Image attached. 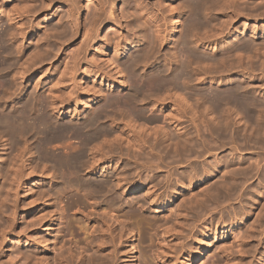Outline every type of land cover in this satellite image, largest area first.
Here are the masks:
<instances>
[{
	"label": "bare ground",
	"instance_id": "obj_1",
	"mask_svg": "<svg viewBox=\"0 0 264 264\" xmlns=\"http://www.w3.org/2000/svg\"><path fill=\"white\" fill-rule=\"evenodd\" d=\"M82 1L0 0V85H3L0 87H16L11 95L7 93L8 97L5 93L0 94V223L3 224L0 225V247L4 249L6 244L8 247L12 244L9 234L20 226L19 219L15 218L20 183L27 172L29 179L35 177V180L39 173L43 184L38 196L29 199L26 206H37L45 196L52 195L59 208H49L46 212L42 208L35 218L22 225L26 226L15 238L18 244L26 245V251L14 249V260L22 258L21 264H31L33 259L36 260L34 264H118L120 257L122 264H134L135 258L138 260L139 257L143 263H148V252L142 251L137 244L131 246L127 225L122 224L120 229L117 226L118 211L131 209L134 205L145 211L150 208L157 229L164 226L161 229L163 235L155 229V239L152 238L155 235L150 237L152 241L157 238L158 249L152 258L156 259V264H253L259 254H251L252 246L255 249V246L264 245V237H261L264 234V228H261L264 224V156L258 155L257 151H264V92L257 90L264 82L256 79V75L248 78L245 73L243 78L247 82H237L238 78H231L229 74L222 80L216 77V81L214 74L222 68L220 71L233 73L251 69L250 73L259 71L264 75V53H259L264 51V27L254 25L257 29L252 36L256 41L245 40L242 34L244 38H236L237 42L232 45H211V42L222 38L220 35L226 32L222 31L225 19L230 21L229 25L241 15L245 19L254 16L253 20L264 21V0H256L255 4L251 0L254 6L253 10H250L251 4L247 7L250 11L242 12L241 4L239 9L235 8L239 10L234 13L236 17L233 14L229 19L223 17L222 22L219 19L224 24L221 26L217 22L215 25L221 28L217 25L215 29L213 25L216 32L208 26L213 33L206 29L209 22L213 24L216 20L212 14V0H157L154 16L147 14L148 6L145 5L139 6L138 12L129 7L130 3H125V7H121L124 10L119 12L117 0H93L94 9L90 3L86 6L89 11L93 10L88 22L85 21L87 24L82 23ZM215 1L217 5H225L217 11H235L236 0ZM247 25H242L244 30ZM105 27H109V31L101 36ZM217 29L222 32L217 33ZM124 30H127L126 34L128 30L134 31L131 34L135 37L130 39ZM80 36L82 39L76 43ZM98 39L100 47L96 48ZM72 43L74 47L68 48ZM67 52H71L70 55ZM252 52L263 56L257 57L262 60L258 59L261 67L256 62L260 67L258 71L253 64L256 59L252 61ZM233 54L237 63L231 60ZM66 55L70 58L61 59ZM97 55L101 57L97 59ZM243 58L246 63L249 60L247 65L241 63ZM54 59H61L57 69L55 67V79L42 85V80L35 75L38 80L27 84H35L39 91L33 92L22 85L21 92L24 90L25 93L20 96L22 98L18 97L16 93L21 84ZM15 63L18 67L11 75L9 72L15 69ZM79 80L84 81V86L81 85L83 82L78 85ZM212 84H218L220 88H214ZM82 92L87 99L84 103L79 98ZM73 100L75 106L85 104L84 112L75 108L72 113ZM151 102L154 111L159 112L146 116L147 109L143 106ZM68 114L70 120L63 121V116ZM135 118L138 122L146 118L151 127L147 122L149 127L142 125V121L136 122ZM198 121L204 126L201 127ZM243 124L251 129L247 130ZM245 129L250 132H244ZM52 138H66V143H62L66 150H53L49 145ZM76 140H80V144H75ZM229 141L239 144L229 146ZM225 148L230 150V156L220 155ZM33 149L36 158L32 153L27 154ZM251 149L255 153L253 159L246 152ZM143 150L148 153L144 151L143 154ZM141 153L147 160L140 156ZM212 153L216 156L210 162ZM150 154H157L161 162L169 155L167 160L171 161L166 164L179 160L181 162L174 163L176 166L181 163L179 167L186 156V163L190 160L187 163L189 169L181 168L183 171L175 172L174 185L173 171L169 170L166 178L160 177V171L164 172L163 164L155 159L150 161ZM140 160L143 161L139 165L142 169L136 165L135 170L132 163L139 164ZM34 162L36 166H33ZM113 162L115 167L111 166ZM146 162L153 163L151 168L154 167L152 170L156 172L152 176L150 172L145 177L149 166ZM47 163L55 170L51 176L52 166L47 168ZM39 164L47 166L40 171ZM121 164L123 167L120 168ZM143 169L147 171L144 176ZM87 173L100 175V178H91ZM6 184V189L9 187V195L5 192L7 197L2 195ZM98 196H105L106 200H100ZM234 200L246 205L249 200L253 206L249 209L245 205L238 209L228 207V210L222 206L227 207L226 203ZM7 205L8 213L4 210ZM221 206L220 214H210L212 209ZM134 212L125 214L133 215ZM26 220L23 219L24 223ZM46 220L53 232L44 231ZM220 228L222 236L236 237L240 247L236 249L237 253L236 247L232 248L237 246L233 238V244L226 245L224 241L214 246L216 251L212 249L211 229L217 236ZM237 228L247 233L233 236ZM56 230L59 235L54 236ZM76 232L84 234V237L79 235L82 246L84 243V248L92 246V252L85 254L84 250L78 249L81 248L77 245L81 243L79 238L74 247L72 243L66 245L64 236L75 237ZM54 251L56 253L51 257ZM2 259L0 253V264L19 263L11 260L12 257L11 261ZM261 262L264 264V259Z\"/></svg>",
	"mask_w": 264,
	"mask_h": 264
},
{
	"label": "rangeland",
	"instance_id": "obj_2",
	"mask_svg": "<svg viewBox=\"0 0 264 264\" xmlns=\"http://www.w3.org/2000/svg\"><path fill=\"white\" fill-rule=\"evenodd\" d=\"M138 1H140V3H141V5H140V3H137V0L135 1V0H117V2H116V8L117 9H120L121 7H125V3L126 4H129V5H127V6H129V7H131V9L132 8H134V11L136 10V11H138L139 12V10H140V8H139V6L141 7V6H148V8H149V6L150 7H152V8H150V9H148L147 7V9H146V12H151L152 11V13L153 14H149V13H147L148 15H151V16H154L156 13H157V11L155 10V7L157 8V6H154V2L155 1H157V0H138ZM143 1V2H142ZM153 1V2H152ZM178 1V0H177ZM180 1V0H179ZM178 1V2H179ZM215 0H212L211 1V7H212V14H213V16L216 18V20H215V22L212 24V22L210 23H208L209 25H207V30H208V28L210 27L212 30H215L216 29V26L218 25H215V23H217V22H219V19H220V21L222 20V21H224V18L226 17H228V19L229 18H231L232 16H233V14L234 13H237L239 10H236L237 8L239 9L240 8V5H241V9L243 10L242 12H244V11H250V10H253V6H252V4H253V2H254V4H255V1L256 0H252L253 2H251V0H250V2H249V0H239V1H237L236 0V5H235V7H234V10L235 11H233V12H229L227 9H226V11H222V12H219V11H217V9L219 8H221L222 7V9H224L225 8V5L224 6H221V5H223V4H218L217 5V3H216V1L214 2ZM219 1V0H218ZM225 1V0H224ZM224 1L223 0H221V2L222 3H224ZM258 1V0H257ZM122 2V3H121ZM145 2V3H144ZM243 2V3H242ZM90 3V4H89ZM148 3H150V4H148ZM214 3L216 4V6L214 5ZM218 3H220V1L218 2ZM238 3V4H237ZM252 3V4H251ZM257 3V2H256ZM82 6L84 7L83 8V10H82V16H81V18H82V23L84 22V24H87L86 22H88V20H89V17H91V15H89V14H91L92 13V11L93 10H90L89 11V9H87V7L86 6H88V4L89 5H91L92 4V6H91V8L92 7H94L93 5H94V3H93V0L92 1H90V0H83L82 1ZM121 4V5H120ZM246 6H244V5ZM247 4V5H246ZM251 4V8H250V10L249 9H247V7L249 8L250 5ZM214 5V6H213ZM120 6V7H119ZM144 6V7H145ZM245 7V10H244V8H242V7ZM154 7V8H153ZM224 7V8H223ZM236 8V9H235ZM92 9H94V8H92ZM215 9V10H214ZM240 9V10H241ZM63 10V12H65L66 11V9H62ZM121 10H124V9H120L119 10V12L121 11ZM133 10V9H132ZM149 10V11H148ZM154 10V11H153ZM215 11H216V13H215ZM237 11V12H236ZM219 12V13H218ZM241 12V11H240ZM239 12V13H240ZM241 12V13H242ZM253 12V11H252ZM224 13V14H223ZM226 13V14H225ZM250 13V12H249ZM121 14V13H120ZM228 14H229V16H228ZM230 14H232V15H230ZM122 15V14H121ZM217 15V16H216ZM221 15V16H220ZM225 15V16H224ZM227 15V16H226ZM235 15V17L237 16L236 14H234ZM87 16V17H86ZM218 17V18H217ZM221 17V18H220ZM224 17V18H223ZM238 18H235V22L233 21L232 22V24L231 25H229V23H230V21L229 20H226L225 19V21H224V23L226 24V21H227V24L225 25L224 23H222V24H224V28L222 27V31H226V32H228V34L226 33V32H224L223 34H221L220 36L222 37V38H218V40H216V41H212L211 42V45L213 44V43H229L230 45H232L233 44V42L235 43V42H237V40H240L241 39V37H243V35H244V39L245 40H248V41H256V40H254L255 38L252 36V32H255V30L257 29V27L255 28V26L254 25H262V27H264V21H261V22H258V21H256V20H253L254 19V16H253V18H248L247 17V19H245L246 17H243L242 15L241 16H237ZM239 17H241V18H239ZM85 18V19H84ZM183 21L185 20V19H182ZM218 20V21H217ZM245 20H247V21H245ZM86 21V22H85ZM221 21V22H222ZM229 21V22H228ZM221 22H219L220 24H221ZM247 23L248 25H247V27H246V30H244L243 29V26H244V23ZM256 22H258V23H256ZM261 23V24H260ZM210 24L212 25V27L210 26ZM222 24H221V26H222ZM213 25H215V29L213 28L214 26ZM239 25V26H238ZM243 25V26H242ZM246 25V24H245ZM209 26V27H208ZM226 26H228V27H226ZM237 26V27H236ZM249 26H252V27H250L249 28ZM254 26V27H253ZM259 26V27H260ZM226 27V28H225ZM231 27V28H230ZM245 27V26H244ZM262 27H260V28H262ZM108 28L109 27H105V28H102L103 30H101V32H100V34H101V36L102 35H105L109 30H108ZM209 28V30H210V32L211 33H213L212 32V30ZM217 28H221V27H219V25L217 26ZM205 29V30H206ZM227 29H229V30H227ZM243 29V30H242ZM253 29V30H252ZM237 30V31H236ZM249 30V31H248ZM220 29H219V31H218V29H217V33L219 32H222ZM235 31V32H234ZM246 31H248V34L246 33ZM125 32H127V30H124V33ZM128 32L129 33H125V35L127 36L128 34H129V38L131 39V37H135V35L134 34H131V33H133L134 31H132V32H130L129 30H128ZM215 32H216V30H215ZM243 32V33H242ZM241 33V34H240ZM251 33V34H250ZM226 34V35H225ZM243 34V35H242ZM232 35H233V37H232ZM219 36V37H220ZM226 36V37H225ZM128 37V36H127ZM224 37V38H223ZM240 39H239V38ZM34 38V37H33ZM33 38H31V39H33ZM132 38V39H133ZM236 38H238L237 40H236ZM79 39V40H78ZM75 42L77 43V42H79L81 39H82V36H80L79 38H78ZM235 39V40H234ZM234 40V41H233ZM29 41H30V39H29ZM98 42H97V44H96V48L97 47H100V42H99V39L97 40ZM11 42V41H10ZM75 42H73V43H75ZM232 42V43H231ZM12 43V42H11ZM70 44V46H68V48L69 47H71L70 49H72V47H74V45L76 44ZM13 44V43H12ZM68 48H66V49H68ZM166 49V48H165ZM164 49V50H165ZM263 48H261V50H262ZM70 53L71 52H67V55H70ZM235 53V52H234ZM259 53L260 54H263L264 53V51L261 53V51H259ZM213 54V53H212ZM241 54V53H240ZM247 54V53H246ZM252 54H253V58H252V61L254 60V59H256V61L254 60L253 62H258V64H259V66H260V64H261V62L259 63V61L261 60L260 58H258V59H260L259 61H258V59H257V57H263L262 55L260 56V54L258 55V56H256V55H254V53L252 52ZM62 56V58L61 59H64L63 57H65V59H69L70 58V56ZM236 55H238V53H236ZM245 55V54H244ZM244 55H243V57H244ZM241 56H242V54H241ZM245 56H247V55H245ZM69 57V58H68ZM101 57V55H97V59H99ZM232 58H231V60L233 61V62H235L236 61V63H237V60L236 59H234V58H236V56L234 57V54L231 56ZM238 57V56H237ZM163 58V57H162ZM161 58V59H162ZM247 58V57H246ZM246 58H245V60H244V58H243V62L241 61V63H245L246 65H247V63L249 62V60H248V62L246 63L245 61H246ZM61 59H59L60 61H61ZM247 59H249V58H247ZM59 60H53L52 61V63H49V62H47L46 64H44L42 67H41V69H40V71L38 70V72H36L34 75H32L31 76V78H28L27 80H26V84L25 83H23V84H21V86H20V89H18L17 90V96L18 97H20V96H24V90L21 92V88L25 85V86H28L27 87V89L29 90H32L33 92H38L39 90H38V88H36L34 85L35 84H33L32 83V85H28L27 83L29 82V81H31V80H34V79H36V80H38L37 78H40V81H41V84L42 85H44L45 83H48V82H50L54 77H56L55 76V72H56V69H57V67H58V64H59ZM163 61H164V59H162ZM262 61V60H261ZM255 63H253L254 64V66H256L257 67V63L255 64ZM165 64H166V62H165ZM245 64H243L244 66H246ZM56 65V66H55ZM13 67H15V69L14 70H12L11 72H9L11 75L12 74H14L15 73V71H16V67H18V63H15V65L13 66ZM55 67H56V69H55ZM62 68H63V66H61ZM85 67V66H84ZM83 67V68H84ZM247 67V66H246ZM255 67V68H256ZM261 67V66H260ZM260 67H257V69H255V70H257L258 71V68H260ZM44 69V70H43ZM61 69V68H60ZM85 69V68H84ZM224 69V68H223ZM49 70V71H48ZM62 70V69H61ZM219 71H216V73L214 74L215 75V80L216 81H218V79L219 80H222V79H226V76L227 77H229V75L231 76V78H238V79H236V81L237 82H242V81H245V82H247V80H244V73H245V76L246 77H248V78H250V77H254L255 75V77H256V79H258L259 78V80H261V81H263L264 82V75H262L259 71L256 73V71L254 72L253 71V73H250V71L249 70H251V69H247V70H245V71H243L242 70V72L240 71V73H233L232 71H227V70H223V71H220V70H222V68H220V69H218ZM55 71V72H54ZM247 71H249V72H247ZM261 71V70H260ZM3 72V71H2ZM45 73L44 74V76H41V75H39V74H42V73ZM50 72V73H49ZM112 72H114V70L112 71ZM222 72L224 73V72H227L226 74L224 73V74H222ZM256 73V74H255ZM38 74V75H37ZM114 74V73H113ZM227 74H229V75H227ZM243 74V75H242ZM35 75H36V77H35ZM250 75V76H249ZM41 76V77H40ZM53 76V77H52ZM225 76V77H224ZM116 78H118L117 77V75L115 76ZM216 77H218V79L216 78ZM222 77V78H221ZM240 78H241V80H240ZM55 79V78H54ZM214 79V78H213ZM35 80V81H36ZM239 80V81H238ZM0 81H1V79H0ZM56 81V80H55ZM54 80L52 81V82H55ZM66 82H68V81H65V83ZM81 82H83V83H81ZM80 83H81V85L82 86H84V81H81V80H79L78 81V85H80ZM248 83H250V81L248 80ZM247 83V84H248ZM0 84H2L1 82H0ZM67 84V83H66ZM68 84H69V82H68ZM23 85V86H22ZM80 85V86H81ZM90 85H91V83H90ZM211 85V84H210ZM213 86L212 87H214V88H218L219 87V85L218 84H216V85H218V86H216L215 84H212ZM264 84H262V87H257V90L258 91H260V93H262V92H264V86H263ZM0 86H3V85H0ZM71 87V86H70ZM194 87H197V86H194ZM7 87H5L4 89H3V87H0V89L2 90V92H1V90H0V94H7V93H9V95H11L12 94V92H14L15 91V88L16 87H14V86H11V87H8L7 89H6ZM208 88H209V86H208ZM220 88V87H219ZM263 88V89H262ZM6 89V90H5ZM11 89V90H10ZM45 89H47V87H45L44 88V90ZM260 89H262V91L260 90ZM4 90L6 91V92H4ZM8 90H9V92H8ZM35 90V91H34ZM10 91H11V93H10ZM42 91V90H41ZM48 90L46 91H44V93L47 95L48 93ZM19 94V95H18ZM1 95V96H2ZM8 94H7V96L6 95H4L5 97H8L9 96ZM45 95V96H46ZM4 96H2V97H4ZM14 96H15V94H14ZM16 96V97H17ZM85 95H84V93L82 92L81 94H80V96H79V98H80V100H82V102L84 103L87 99L84 97ZM17 97V98H18ZM81 97H83V98H81ZM260 97H262L261 95H260ZM20 98H22V97H20ZM263 98V100H264V97H262ZM75 99V102L77 101V99L76 98H74ZM11 100V99H10ZM75 102H74V100H73V102H72V104L69 106L70 107V110L72 109V113L73 112H75L76 110H75V108H78V110H81V111H83L84 112V108H85V104H82V105H77V106H75ZM148 104V105H147ZM147 104H145L143 107H145V109H147V113H146V110H145V115L147 114H152V113H158L159 111H154L155 109H153V105H154V103H147ZM150 104H152V105H150ZM149 106V107H148ZM69 107H67V108H69ZM152 107V108H151ZM151 108V109H150ZM66 110H68V109H66ZM75 110V111H74ZM154 111V112H152V111ZM149 112H151V113H149ZM146 115V116H147ZM149 116V115H148ZM70 118H71V115H66V116H63V118H62V120L63 121H68V120H70ZM136 119V118H135ZM141 119V118H140ZM139 119V120H140ZM144 119V120H143ZM146 118H142L141 119V121L143 122V124L142 125H146V126H148V125H150L151 124V122L150 123H148L146 120H145ZM137 121L136 122H138V119H136ZM245 120V118L242 120V122ZM140 121V122H141ZM140 122H138V123H140ZM146 122L148 123V125L146 124ZM198 122H200V121H198ZM245 122V121H244ZM243 122V123H244ZM137 123V124H138ZM145 123V124H144ZM152 123H154V122H152ZM156 123V122H155ZM154 123V124H155ZM201 123V122H200ZM200 123H199V125H200ZM204 123L202 122L201 123V127L202 126H204L203 125ZM156 125V124H155ZM154 125V126H155ZM244 128H246L245 127V125L243 124L242 125ZM149 127V126H148ZM150 127H151V125H150ZM152 127H153V124H152ZM200 127V126H199ZM200 127V129H202ZM194 128V127H193ZM195 129V128H194ZM247 130H250V129H248V128H246ZM245 129V130H246ZM203 130V129H202ZM201 130V131H202ZM244 131V132H250V131ZM207 136L210 138V135L209 134H207ZM198 139H199V136L197 137ZM66 138H52L51 140H50V143H49V145L52 147V149L54 150L55 149V151L57 152H61V150H62V152L63 151H65L66 150V148H65V146H64V144L66 143L65 141H67V139L65 140ZM64 140V141H63ZM70 141H74V140H70ZM76 141H78V143L76 142ZM74 143L75 144H80V140H76ZM234 141H232V142H230L229 141V146H234L235 144H237V142H234V144H232ZM62 143H64V144H62ZM238 144H239V142H238ZM237 144V145H238ZM237 145H235V146H237ZM64 146V147H63ZM228 146V147H229ZM227 147V148H228ZM65 149V150H64ZM226 149V148H225ZM34 150V149H33ZM29 151L27 154H29L30 153V155H32V154H34L33 155V157L34 158H36V156H37V154L35 153V150L34 151ZM147 151H148V149H146ZM146 150H143L142 151V153L144 154V151H145V154H147L148 152H146ZM259 150V151H258ZM220 151V150H219ZM222 151H224V149L222 150ZM220 152V155H223V156H230V150H228V149H226L224 152ZM250 151V152H249ZM252 151V152H251ZM257 151L259 152H256V154L258 153V155L259 154H263V156H264V151L262 150V149H257ZM262 153H261V152ZM14 152L16 153V151L14 150ZM246 152H248L249 153V158H251V159H253L254 157V155H255V153H253L254 152V150H248V151H246ZM246 152H243V153H246ZM17 153H18V151H17ZM32 153V154H31ZM141 153V154H142ZM222 153V154H221ZM248 153H246V154H248ZM253 153V154H252ZM13 154V153H12ZM143 154L142 155H140L141 157L143 156ZM172 154V153H171ZM170 154V155H171ZM215 153H212L211 155H209V161L211 162L213 159H215V156L216 155H214ZM251 154H252V156H251ZM155 155H157V154H154V156H153V154H150L149 156L151 157V159H150V161H152L153 159H155V160H157V161H159V162H161L160 160H159V156L157 155L156 157H155ZM260 155V156H261ZM26 156H28V155H26ZM177 156V155H176ZM176 156H174V157H176ZM251 156V157H250ZM167 157V158H166ZM165 157V161H162L160 164L163 166H161L162 168L161 169H163V171L164 172H162V170L160 171V175H161V173H162V175L160 176V177H164L165 176V174L168 176L169 175V173L170 172H172L173 173V176L174 177H172V179L175 181V176H176V174L177 173H179L180 171H183V169L181 170V168H184L185 170H187V169H189V164H187V163H189L190 162V160H189V162H187L186 163V161H185V159H186V156H184V158L185 159H183L184 160V162H183V166L181 165L180 167H179V165L181 164V163H177L178 165L176 166L175 164H176V162H178L179 160H176L177 158H174V157H171V159L172 158H174V159H172V160H176V161H172V162H169V163H167L166 164V162H168V161H171V160H167L168 159V157H170L169 155L168 156H166ZM253 157V158H252ZM142 158H145V157H142ZM142 158H139V159H142ZM264 158V157H263ZM170 159V158H169ZM178 159H180L179 157H178ZM211 159V160H210ZM143 161H144V159H142ZM142 160H140L139 161V164H136L135 162L134 163H132V164H134L133 166H135V170L137 169L136 168V165H137V167L140 165V163L141 162H143ZM145 160H147V158H145ZM154 160V161H155ZM156 162V161H155ZM158 162V163H159ZM179 162H181V161H179ZM146 163H148V167H147V171H148V174L146 173V176L145 177H147L148 175H149V173H150V175L152 176L153 174L152 173H154V172H156V170H152V168L154 169V167H152L151 168V165L153 164H151L150 165V163L151 162H146ZM170 163H173L172 165H170ZM175 163V164H174ZM34 164H35V162H34ZM33 164V166H36V164L34 165ZM44 164V163H43ZM50 164H51V162H50ZM49 164V165H50ZM53 164V163H52ZM131 164V165H132ZM166 166H165V165ZM170 165V167H169V165ZM185 164V165H184ZM40 165V164H39ZM37 165V167H39V169H40V171H41V168H42V170L44 169V168H46V166L48 165V163H47V165L46 166H44V165ZM48 165V166H49ZM114 165V167H115V163L113 162V164L111 163V166H113ZM123 164H121L120 165V168H121V166H122ZM173 165H174V167H178V168H176V169H174V167H173ZM43 166H44V168H43ZM47 166V168H51L50 166H52V165H50L49 167ZM141 166V165H140ZM139 166V167H140ZM172 166V167H171ZM123 167V166H122ZM139 167H138V169H139ZM168 167V168H167ZM186 167H187V169H186ZM48 169V171H50ZM140 169H142V167H140ZM150 169H151V171H150ZM172 169V170H171ZM52 171L49 173L50 174V176H51V174L53 175V173H54V171H53V166H52V169H51ZM169 170H170V172H169ZM175 170V171H174ZM177 170H179V172H177ZM184 170V171H185ZM29 171V170H28ZM145 169H143V176L145 175V172H147V171H145ZM153 171V172H152ZM175 172H177L176 174H175ZM41 173V172H40ZM39 174V173H38ZM36 175V180H35V177H33V178H30L29 179V176L27 175V172H26V174H25V177H23V179H22V181H21V185H20V191H19V193H20V201L18 202V206H19V208H17V217L15 218V219H19L18 220V222H20L19 223V225L20 226H17L15 229H13V231L12 232H10V234H9V236L11 237L10 239H11V243L12 244H10V246L8 247V245L6 244L5 245V247H4V249L2 248L3 246H1L0 247V253H1V256H2V260H4V261H9L10 259H11V257H12V259L11 260H14V256H15V254H16V252H15V250H16V248H22L21 250H23V251H26V245H24V246H22V245H20V244H18L17 242H16V238H15V236H17L18 234H19V232L20 231H22V225L23 224H27V222L28 221H31V219H33V217L35 218V214L36 215H38V213L40 212V211H43V209L42 208H45V210H44V212H46V210L47 209H49V208H51V209H53L54 207V209H58L59 208V206H58V202H57V200L55 199V198H52V195H50V197L49 196H45V198H44V201H41V202H39L38 203V205L37 206H33L32 208H28L27 206H26V203H27V201H29V199H31L32 200V198L34 197V196H38L37 195V193H39V191L38 190H40V188H41V185L43 184V182H42V180H40V175ZM27 175V176H26ZM38 176V177H37ZM87 176H89V177H91V176H93V178L94 179H99L100 178V175H98L97 177L96 176H94V175H91L90 173H87ZM167 176H165V178L167 177ZM39 178V179H38ZM92 178V177H91ZM24 180V181H23ZM30 180V181H29ZM35 180V181H34ZM38 180H39V182H38ZM33 181V182H32ZM38 183H37V182ZM176 184V181L174 182V185ZM8 184H6L5 185V189L2 191V195L4 196L5 195V197H7V194H8V188L9 187H7V189H6V186H7ZM34 186V187H33ZM40 187V188H39ZM7 191V192H6ZM199 191V190H198ZM7 194H6V193ZM5 193V194H4ZM140 194H143V192H140ZM2 195H1V197H2ZM9 195V194H8ZM28 196V197H27ZM4 198V197H3ZM34 198H36V197H34ZM33 198V199H34ZM49 198H51V199H49ZM104 200H106V197L105 196H103L102 197ZM101 198V196H98V199H100V200H103ZM136 198V197H135ZM134 198V199H135ZM48 199V200H47ZM30 200V201H31ZM48 201V203L46 204V202ZM50 202V203H49ZM248 202L249 203H252V201H249L248 200ZM229 203V204H228ZM228 203H226L227 204V207H226V205L224 204V205H222L223 207H225L226 208V210H228L230 207H237V209L238 208H240L241 207V205H245V207L247 206L248 207V209H249V207H252L253 205L251 204H249V203H247V205H246V203L244 202V203H241L240 201L238 202V200H234V202L232 201L231 203L230 202H228ZM43 204V205H42ZM49 204H51V207L49 206ZM146 204H148V203H146ZM145 204V205H146ZM231 204V205H230ZM249 204V205H248ZM233 205V206H232ZM147 206V205H146ZM221 206V208L219 207V208H217V209H215V210H211V212H210V214L211 215H213V216H216L217 214H220V209H222L223 207ZM25 207V208H24ZM41 207V208H40ZM47 207V208H46ZM229 207V208H228ZM246 207V208H247ZM9 208V206L7 205L6 206V209L4 208V210L8 213L9 211H10V209H8ZM131 209H132V212H133V210L135 211L134 213H133V215H129L128 214V216L126 215L127 213H132V212H129V211H131ZM131 209H128V208H125V210L123 209V210H120V211H118V213H117V215H119L118 216V223H117V226H118V228L120 229V227H122L123 225L122 224H124V226H125V224L127 225V226H125V227H127L126 228V232L127 233H129L130 234V239H131V243H133V244H131V246L132 247H134L136 244H137V246L138 247H140V249L142 250V251H144V252H148V255H149V258H150V260H149V262L148 263H143L142 262V260H140V257L138 258V260L135 258V260H134V264H156L155 262H156V259H153L152 260V258H155V251H156V249H158L157 247V245L155 244V243H157V238H156V241L155 240H153L152 241V238H154L155 239V237H156V235L155 234H161V235H163V233H164V231L163 230H161V229H163V227L164 226H161V227H159V229H157L158 227H157V222L155 223V220L154 219H152V215H151V213H150V211L151 210H149V212H148V210L147 211H145V210H143L141 207H139V205H134V207L133 208H131ZM136 209V210H135ZM231 209V208H230ZM37 210V211H36ZM127 210V211H126ZM122 211V212H121ZM123 211H125V212H127L126 214H125V212H123ZM213 211V212H212ZM43 212V213H44ZM42 213V212H41ZM19 214V215H18ZM151 216V217H150ZM4 217H5V215L3 216V219H4ZM22 219V220H21ZM23 219L24 220H26V223H24L25 221H23ZM1 220V219H0ZM5 220V219H4ZM48 220V219H47ZM46 220V221H47ZM126 220V221H125ZM23 221V222H22ZM50 221V220H49ZM123 222V223H121V225L119 224L120 222ZM154 222V224L156 225V227H155V225L152 223V222ZM158 222H161V221H163V220H157ZM0 222H2V220L0 221ZM5 222V221H4ZM5 224V223H4ZM119 224V225H118ZM0 225H3L2 223H0ZM26 226V225H25ZM25 226L23 227V229L25 228ZM46 230H44V231H46V232H48V231H50V232H53L52 231V228L51 229H49V222L47 221V223H46ZM58 226V225H57ZM130 228V229H129ZM261 228H264V224H262V226H261ZM260 228V229H261ZM155 229H157L159 232H157V233H155ZM222 228H220V230H219V233H218V235L217 236H215V232H213V229H211L212 230V237L210 238V241L213 243V247H212V249L214 248V251H216V248L214 247L216 244H221L222 242H224V241H226V242H224L226 245H228L229 243H230V245L231 244H233V242H232V240L237 244L238 243V240L236 239V237L235 238H231L230 236L229 237H226V236H222V230H221ZM260 229H259V232H260ZM8 231L9 230H11L10 228L9 229H7ZM156 230V231H157ZM240 230H242L241 232H240ZM79 231V230H78ZM245 230H243V229H238L237 228V230H235L234 232L236 233H233L234 235L233 236H235V235H238L237 237H239L240 236V234H242V236H243V234H245V233H247L246 231L244 232ZM1 232H2V230H1ZM132 232V233H131ZM243 232V233H242ZM15 233V234H14ZM56 233V234H55ZM155 233V234H154ZM214 233V234H213ZM54 236L56 235H59V233H58V231L56 230L54 233ZM78 235V237H76L77 235ZM76 234H75V237H74V241L71 239V238H73L72 236H70V235H67V236H64L65 238L64 239H67V240H65V243H66V245L68 246V245H70L71 243V245H72V247H74L73 245H75L74 243L76 242L75 240H77L78 238L80 239L81 237H84L83 235L84 234H78L77 232H76ZM79 235H82L81 237H79ZM155 235V236H154ZM63 236V235H62ZM69 236V237H68ZM151 236H154V237H152V238H150ZM222 237V238H221ZM262 238L264 237V234L261 236ZM23 238V237H22ZM63 238V237H62ZM77 238V239H76ZM69 239H71V242H70V240ZM143 241H142V240ZM224 239V240H223ZM232 239V240H231ZM234 239H236V240H234ZM151 240V241H150ZM215 240V241H214ZM73 241V242H72ZM82 240L80 239V242H81ZM230 241V242H229ZM237 241V242H236ZM83 242V241H82ZM82 242L81 243H77V245L79 244L80 246H81V248L84 246L85 247V243L83 244V246H82ZM215 243V244H214ZM235 243H234V245H235ZM78 245V246H79ZM217 245V246H218ZM130 246V247H131ZM83 247V249H81V248H78V249H80L81 251H85V254H88L89 252H92L93 251V248H92V246L89 248V247H87V248H84ZM236 247V248H235ZM239 246H238V244H237V246L235 245V246H233L232 248L235 250V253H237L238 251H236V249L238 250L239 248H238ZM262 247H264V245L263 246H261V245H259L258 247H256L255 246V249L257 250V252H255L254 250L255 249H253L254 248V246H252V251H251V254H254L255 256L256 255H258V256H256V259L253 261V264H260V263H262L261 261L264 259V248H262ZM15 249V250H14ZM77 248L75 247V250H76ZM232 249V250H233ZM250 249V250H251ZM259 249H260V251H259ZM160 250V249H159ZM230 250H231V248H230ZM13 251V252H12ZM55 251H57V250H55ZM52 252L51 253V257L52 256H54V254L56 253V252ZM133 251V250H132ZM15 252V253H14ZM157 252V251H156ZM254 252V253H253ZM54 253V254H53ZM217 253V252H216ZM136 254V253H135ZM250 254V255H251ZM252 256V255H251ZM22 259V258H21ZM20 259V261H17V259H15L14 261H17V262H19V263H14V264H21L20 262L22 261ZM10 260V261H11ZM152 260V261H151ZM260 260V261H259ZM34 261H36L35 259H33V262L31 263V264H34L35 262ZM133 262V261H132ZM151 262V263H150ZM232 262H236V261H232ZM256 262V263H255ZM118 264H122V257H120L119 258V263ZM162 264H164L163 262H162Z\"/></svg>",
	"mask_w": 264,
	"mask_h": 264
}]
</instances>
